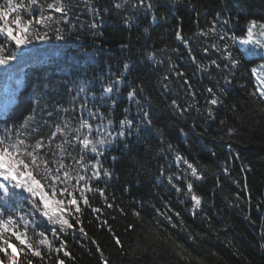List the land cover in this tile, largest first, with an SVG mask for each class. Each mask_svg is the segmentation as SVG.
<instances>
[{"label": "trees", "instance_id": "trees-1", "mask_svg": "<svg viewBox=\"0 0 264 264\" xmlns=\"http://www.w3.org/2000/svg\"><path fill=\"white\" fill-rule=\"evenodd\" d=\"M64 4L66 16L45 13L59 23L40 26L51 39L34 41L0 67V135L25 141L29 151L41 141L49 161L60 157L59 145L75 175L81 146L73 129L81 118L101 125L111 120L113 134L125 118L133 128L104 146L99 159L111 176L92 181L94 191L86 193L91 207L81 202V211L68 217L73 227L57 226L58 236L47 234L51 248L40 246L41 257L25 250L20 264H264V98L250 72L255 60L231 68L223 56L227 41L209 32L215 27L242 36L251 20H264V0H145L140 8L133 7L138 0ZM52 28L65 39H55ZM118 79L123 82L110 98L101 99L103 88ZM132 89L137 97L129 100ZM145 111L151 126L141 123ZM177 153L203 178L192 177ZM91 157L87 153L85 162ZM189 182L202 198L198 207L183 190Z\"/></svg>", "mask_w": 264, "mask_h": 264}, {"label": "snow or ice", "instance_id": "snow-or-ice-1", "mask_svg": "<svg viewBox=\"0 0 264 264\" xmlns=\"http://www.w3.org/2000/svg\"><path fill=\"white\" fill-rule=\"evenodd\" d=\"M127 2L128 0H125V3ZM115 6L120 8L122 5L116 4ZM144 6L145 0H138V4H133L134 8ZM146 8L151 10L153 4L147 3ZM47 10H53L63 16L67 15L64 0H53L46 5L41 3V0H3L0 3V67H9L18 55L23 54V49H26L34 41H47L52 38L48 31H44L42 34L40 31V26L49 29L53 23H59L52 14H45ZM151 19L155 22L158 17L153 14ZM52 31L55 33V39H65L58 28H52ZM209 32L217 36L219 40L227 41L223 47V56L231 68H238L245 61L252 62L256 59L261 61L251 67L250 72L257 82V92L260 97H264V21L251 20L242 36L222 35L217 33L215 27ZM208 34L203 31L200 33V35ZM176 37L185 45L188 44L180 30H177ZM212 47L217 48L216 44H213ZM233 49L240 55H234ZM217 51L220 49L217 48ZM155 57V52L148 54L149 59L154 60ZM212 63L217 68L220 67L215 60ZM128 68L129 64L125 63L124 69ZM178 75H182V73ZM122 82L118 79L113 84L105 86L101 99L104 96L110 98L115 85ZM83 90L81 89V91ZM207 91L215 97L212 88ZM256 94V92L252 93L254 96ZM136 97V89L128 92L129 100ZM219 102L222 103V101ZM111 103L115 105L116 101L113 99ZM136 103L139 104V100H136ZM172 103L178 109L180 108L179 105H176L175 100ZM217 103L218 98L210 100L212 105ZM89 116L95 119L98 113L90 111ZM99 117L102 119L103 114H99ZM32 118L29 115L23 120L22 126H26ZM141 123L151 126L152 120L147 111L143 113ZM132 128L133 121L125 118L119 122V131L113 134L111 120L107 124L101 125L81 118L79 127L73 129L75 133L73 140L81 146V153L76 161L80 168L75 175L64 163V149L59 145L60 157L49 161L40 153L44 146L41 141H37L29 151V146L25 144V141L19 139L13 141L10 135H0V264H20L19 255L25 253V250L34 257H41L40 246L49 248L52 246L51 241L47 239L48 233L58 236L57 226L61 231L65 226L73 227V223H70L68 217L81 211V202L91 207L86 193L94 191L92 181L99 180L101 176H111V172L103 168L99 159L104 154V146L113 143L117 138H124L126 134L130 135ZM56 131L64 134L65 129L57 126ZM5 132L7 133L8 129H5ZM169 147L172 146L169 145ZM87 153H91L92 157L86 163L85 155ZM53 155L56 154L53 153ZM112 159L115 160L116 157L113 156ZM176 160L178 163L183 162L187 165L192 177L198 180L203 178L198 169L179 153L176 155ZM167 179L169 183H172V176H168ZM173 187L178 192L182 191L176 184H173ZM183 190L191 194L192 201L198 207L202 198L193 191V184L187 183L186 189ZM95 191L103 195L102 189H95ZM94 211H99V209H94ZM135 214L139 215L138 212ZM80 231L83 232V228ZM13 240L15 243L12 242ZM116 243H120L119 239ZM56 251L59 252L60 248H57ZM65 255H70V253L65 252ZM28 264H32V261L29 260ZM59 264H64V261H59Z\"/></svg>", "mask_w": 264, "mask_h": 264}, {"label": "rangeland", "instance_id": "rangeland-1", "mask_svg": "<svg viewBox=\"0 0 264 264\" xmlns=\"http://www.w3.org/2000/svg\"><path fill=\"white\" fill-rule=\"evenodd\" d=\"M257 21H264V20H257ZM261 61H259L258 59L255 60V63L253 64V66H255L256 64L260 63ZM252 66V67H253ZM256 82V81H255ZM256 86H257V82H256ZM264 98V97H263Z\"/></svg>", "mask_w": 264, "mask_h": 264}]
</instances>
